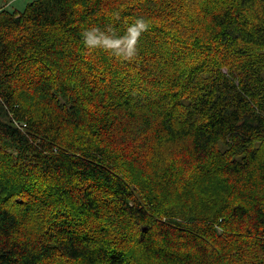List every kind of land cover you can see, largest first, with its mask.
Segmentation results:
<instances>
[{
  "label": "trees",
  "instance_id": "16d2710c",
  "mask_svg": "<svg viewBox=\"0 0 264 264\" xmlns=\"http://www.w3.org/2000/svg\"><path fill=\"white\" fill-rule=\"evenodd\" d=\"M0 264H264V0L1 8Z\"/></svg>",
  "mask_w": 264,
  "mask_h": 264
},
{
  "label": "rangeland",
  "instance_id": "374dc122",
  "mask_svg": "<svg viewBox=\"0 0 264 264\" xmlns=\"http://www.w3.org/2000/svg\"><path fill=\"white\" fill-rule=\"evenodd\" d=\"M32 0H10L6 2L4 0H0V9L7 8L9 10H23L26 5Z\"/></svg>",
  "mask_w": 264,
  "mask_h": 264
},
{
  "label": "water",
  "instance_id": "95a60500",
  "mask_svg": "<svg viewBox=\"0 0 264 264\" xmlns=\"http://www.w3.org/2000/svg\"><path fill=\"white\" fill-rule=\"evenodd\" d=\"M147 229H148V228H147V227H145V228H144V231H147Z\"/></svg>",
  "mask_w": 264,
  "mask_h": 264
}]
</instances>
